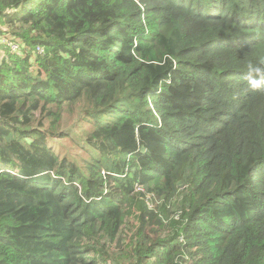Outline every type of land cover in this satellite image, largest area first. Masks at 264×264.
<instances>
[{"label":"trees","instance_id":"1","mask_svg":"<svg viewBox=\"0 0 264 264\" xmlns=\"http://www.w3.org/2000/svg\"><path fill=\"white\" fill-rule=\"evenodd\" d=\"M0 57V264H264V0H0Z\"/></svg>","mask_w":264,"mask_h":264},{"label":"rangeland","instance_id":"2","mask_svg":"<svg viewBox=\"0 0 264 264\" xmlns=\"http://www.w3.org/2000/svg\"><path fill=\"white\" fill-rule=\"evenodd\" d=\"M18 42H20V39H17L12 47L16 46ZM6 44L9 43L6 42ZM4 54L3 52L1 56H4ZM61 126L67 134L53 141L51 140L50 145L55 147L61 158L69 156L70 159L78 162L80 165H84L88 160L87 152L91 150L90 147L86 145V136L92 124L84 120L80 104H76L74 107L65 105Z\"/></svg>","mask_w":264,"mask_h":264},{"label":"built area","instance_id":"3","mask_svg":"<svg viewBox=\"0 0 264 264\" xmlns=\"http://www.w3.org/2000/svg\"><path fill=\"white\" fill-rule=\"evenodd\" d=\"M15 47V46H14ZM16 48V47H15Z\"/></svg>","mask_w":264,"mask_h":264}]
</instances>
